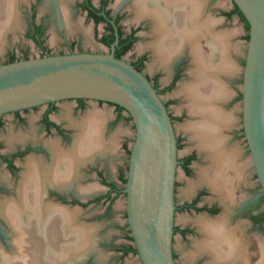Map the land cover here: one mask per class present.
<instances>
[{
	"label": "flooded vegetation",
	"instance_id": "1",
	"mask_svg": "<svg viewBox=\"0 0 264 264\" xmlns=\"http://www.w3.org/2000/svg\"><path fill=\"white\" fill-rule=\"evenodd\" d=\"M66 1L73 20H79L82 23V28L77 30L84 31L86 35L90 33V29L97 31L95 42L98 46L107 47L108 51L105 53H110L112 46L117 41L115 43V56L118 55L119 58L124 59L125 55L135 48L142 38L151 39L150 42L145 44L148 50L138 53L129 62L149 78L160 95L173 90L182 78L188 76L192 59L189 46L171 62L168 70L162 66V74L164 71L168 74L164 85H161L159 72L151 75L146 71L147 62L154 55L150 43L156 38V34L152 31V29L154 30L152 18L149 16H143L142 18L136 16L134 0ZM17 3L20 25L8 30L4 41L3 39L0 41L1 44L3 43L0 48H4L3 53L0 54V64L36 56L72 52H103L87 45L91 41L90 38L87 42H84L67 34V32L77 30L71 31L66 28L57 0H18ZM232 4L231 9L221 8V16H216L214 15V9L219 5H214L210 0H205L204 16L218 20L217 30L222 29L225 21H228L234 15H238L247 24L240 13L232 12L236 6L233 1ZM187 9L189 10L188 6ZM78 14L82 16L81 19L76 18ZM129 16L131 21L128 24L125 23V20ZM86 22L90 23L89 27L84 25ZM76 24L80 23L77 22ZM52 25L61 29L64 34L63 46L57 51L53 50L48 44ZM86 30H88L87 33ZM236 39L237 36L233 38V40ZM23 43L27 46H24ZM31 46L37 48L39 54L33 53ZM245 61L246 57L244 65ZM162 99L174 124L176 119L182 117H176L170 110L171 102L163 97ZM65 100H73L74 103L69 110H66V113H60V103ZM91 101L115 106L114 117L111 116L108 121H104L102 133L103 138L108 141L112 137L110 134L111 129L121 118H124V113L127 111L123 107L119 108L117 104L105 101L87 98L62 99L6 112L0 117V202L8 200L7 198L19 199L20 194L18 193L20 192L18 191L30 189L40 193L41 203L44 202V205L47 203L45 206L42 204L38 206L36 203L32 205L31 209H27L23 216H20L23 219L26 218L24 221L28 224L29 220L27 219L30 218L32 224L31 238L36 240L40 246L41 259L39 262H33V264H109L108 261L110 260L123 263L130 256L139 255L128 223L127 207L125 210L126 223L122 225L114 220L115 203L118 197L126 196L124 189L128 176V174L126 176L124 170L118 169L119 166L117 168L116 165V173L113 172L112 165L118 160V156L115 155L117 144L111 148L107 146V150L101 152L105 149L101 130L100 137L104 148L89 151L86 153L87 156L85 155V161L79 164L72 161L74 163H72L74 166L72 171H70L68 159L63 157L56 160L49 146L50 142L57 141L66 151L70 152L77 148V140L81 132H84L82 131L84 130L83 121L85 122L87 117H90V113L93 112L89 111ZM127 114V118L133 122L131 115L128 112ZM241 132L245 137L244 128ZM182 142L183 138L177 135L178 166L175 182L174 241L175 235L179 234L180 238L191 247L189 258H187L188 264H209L211 260V256L207 252L196 253L195 255L192 253L195 250V239L196 241L201 240L205 236L201 227L195 222V219L199 217L212 220H218V218L221 220L226 217L227 226L234 230L235 235L243 243L245 255L247 254L245 258L227 264H264V190L254 166L253 172H255L257 181L254 184L248 182L249 178L246 174V181L235 184L231 197L226 198L227 195L215 190L206 182H200L191 192L185 193L188 183L198 179L199 168L207 166L210 162L196 147V150L180 156L179 149L182 147ZM122 147H125V150L128 149L130 157L131 148H128L125 142L122 143ZM29 158H35L39 162L43 161L40 165L49 169L48 182H44L45 184L43 182L39 183L36 179V184H34L35 182L33 184L28 183L25 167L28 168L26 165ZM241 158L243 157L239 158V162H241ZM126 159L129 168V158ZM179 168L182 171L180 178H178ZM54 172L58 173V177L62 179L63 184L58 182L59 179L53 180ZM50 173L53 175L50 176ZM181 185L186 187L182 189V197L179 199L178 194ZM54 209L74 213L72 222L75 227L74 232L67 228L68 220L66 216L63 215L62 219L60 218L66 240L59 241L57 247L50 244L51 241L45 233L46 226L52 222ZM8 212L0 210V243L6 248H9L8 239L12 241L17 229H20L16 227V221L13 219L12 213ZM179 212L185 215L181 224L176 223L177 213ZM101 220L104 222L109 221L116 228L122 229L123 232L111 237L105 236L100 230L104 224ZM80 227H88L92 231V241L90 239L88 242L85 241V234L76 230ZM23 236L25 240L21 241L22 245H17L20 254L27 252L25 250L26 246L32 245L29 234L23 232ZM71 248L73 249L71 250ZM174 258L177 264H181L175 247ZM141 263L143 264L142 260Z\"/></svg>",
	"mask_w": 264,
	"mask_h": 264
},
{
	"label": "water",
	"instance_id": "2",
	"mask_svg": "<svg viewBox=\"0 0 264 264\" xmlns=\"http://www.w3.org/2000/svg\"><path fill=\"white\" fill-rule=\"evenodd\" d=\"M232 1L249 24L242 121L253 166L264 190V0ZM115 43L110 53L72 52L0 64V117L6 112L71 98L123 107L135 124L129 120L135 139L124 191L139 258L143 264H177L173 244L176 131L158 89L132 63L115 56ZM8 243L11 249L0 243V264H24L22 256L33 264L27 246V252L20 254L17 244L10 239Z\"/></svg>",
	"mask_w": 264,
	"mask_h": 264
},
{
	"label": "bare ground",
	"instance_id": "3",
	"mask_svg": "<svg viewBox=\"0 0 264 264\" xmlns=\"http://www.w3.org/2000/svg\"><path fill=\"white\" fill-rule=\"evenodd\" d=\"M17 1L0 0V41L2 39L4 41L8 30L20 25ZM58 1L62 5L65 25L69 29L79 26L80 24H76L71 20L69 10L66 9L67 1ZM162 2L164 3L163 6ZM134 5L136 16L140 18L149 16L153 20L154 30L152 29V31L156 34V38L150 43V47L164 68L168 70L171 62L187 46L190 47L191 66L188 70V76L179 83L176 94L185 99V107L190 115V120L184 124L183 128L189 133L195 147L201 154L206 156L210 163L199 168L198 179L190 181L185 192L189 193L200 182H206L215 190L227 195L226 198L231 197L235 183L243 181L247 168L245 164L239 162L241 156L239 146L231 143L229 131L235 125L236 119L234 110L226 107L227 103L232 99L233 90L225 79L239 71V67L233 58V53H238L241 45L233 43L234 41L232 42L237 32L230 29L217 30L218 20L204 16L205 0H134ZM99 115L92 113L85 122L83 121V125H81L84 132H81L77 140L76 149L69 152L64 150L59 142L52 141L49 143L48 141L56 160L63 157L68 159L70 171L74 167L72 161H75V164H79L85 161V155L89 151L96 148L98 150L101 147L104 148L100 137L103 124ZM41 162L35 158H29L26 165L28 168L25 167L27 169L26 179L28 183L33 184L35 182L34 184H36V179L39 183L48 182L49 169L40 165ZM58 176V173H55L53 180L59 179L58 182L63 184L62 179ZM18 192H20L18 193L20 194L18 196L19 199L7 198L8 200H2L0 202V210L11 212L13 219L16 221V227L22 229H17L18 239L24 241L23 232L29 234L32 245L27 246V251L32 262H39L42 254L39 251L40 246L37 241L31 238V220L30 218L27 219L29 220L28 224L24 221L26 218L23 219L20 216H23L27 209H31L32 205L36 203L38 206L44 205V202L42 200L43 203H41L40 193L36 190L28 189ZM53 213L52 222L47 225L48 228L46 226L45 233L48 235L49 241H51L50 244L57 247L56 245L59 241L66 240L63 235L61 217L63 215L66 216L68 220L67 228L74 232L75 227L72 223L74 213L57 209H54ZM195 222L201 227L205 236L201 240L196 241L195 239V242L193 241L195 243L194 255L207 252L211 256L209 264H227L245 258L247 254L245 255L243 243L235 235L234 230L227 226L226 217L221 220L219 218L218 220H212L199 217L195 219ZM87 228L80 227L76 230L80 231V233L84 231L88 235L90 230L88 229V231ZM14 243L17 244L16 242ZM18 243L21 244L22 242ZM6 263L7 261H5Z\"/></svg>",
	"mask_w": 264,
	"mask_h": 264
},
{
	"label": "rangeland",
	"instance_id": "4",
	"mask_svg": "<svg viewBox=\"0 0 264 264\" xmlns=\"http://www.w3.org/2000/svg\"><path fill=\"white\" fill-rule=\"evenodd\" d=\"M210 2L214 5L218 4L220 6V7L219 6L216 7V9H214V15H216V16H221V13H220L221 8L231 9L233 6L231 0H210ZM58 3H59V5H61L60 1H58ZM67 6H68V3L66 5V9L69 10ZM61 7H62V5L60 6V10L62 12ZM68 12L70 13V11H68ZM81 17L82 16L79 14L76 15V18H78V19L79 18L81 19ZM62 19H64L63 12H62ZM72 21L74 23L79 22L80 25L75 27L74 29H69L64 23L66 28H68L71 31L82 28V23L79 20L74 21L72 18ZM130 21H131V17L129 16L125 20V23L129 24ZM84 25L86 27H89L90 23L86 22ZM222 29L223 30H228V29L235 30L237 32L235 34V36H237V39L236 40L232 39V42L234 41L233 43H239L241 45L240 51L238 53H236V52L233 53V58L239 67V71L237 73H235L234 75H232L231 77H227L225 79L227 81L228 85L230 86V88L233 90L232 99L227 103L226 107L228 109L234 110L235 119H236L235 125L229 131L230 140H231V143L237 144L239 146V148L241 150V156L243 157V158H241L240 163L245 164L247 167L243 181L241 180L235 184H238L240 182H245L247 179L246 174H248L247 175L249 178L248 182L254 184L255 181H257V179L255 178V172H253V162H252V158H251V154H250V150L248 148L246 138L243 137V134L241 132L243 130L242 97H241L242 82H243V68H244V59H245L246 53H247L249 31H248L247 24H245L239 18L238 15H234L228 21H225ZM87 32H88V30H86V33ZM67 34L71 37L81 39L84 42H87V40H89V38H90L91 41H90V43L87 44L88 46L93 47L94 49H100L103 52L108 51L107 47L98 46L96 44L95 38H96L97 31L95 32L94 30L90 29V33L88 35H86L85 32L82 30L73 31L70 33L67 32ZM89 35H90V37H88ZM63 36H64L63 31L61 29H59L58 27H56L55 25H52V27L50 29L49 37H48V44L52 47L53 50L57 51L60 48H62L63 42H64ZM150 41H151V39H149L147 37L142 38L141 41L139 42V44H137V46L135 48H133L131 51H129L125 55L124 59L129 61L130 59L134 58L138 53H141L143 51L148 50V48L145 46V44L150 42ZM2 44L0 43V45H2ZM23 44H24V46H27V44H25V43H23ZM3 49L4 48H0V54L3 53ZM31 50L33 53L39 54V50L37 48L31 46ZM235 54H236V56H235ZM146 71H148L151 75H154L155 73L159 72L161 85L162 84L164 85L165 79L168 77V74H166L164 70H163L164 72L162 74V63L157 60V57L155 54L152 55L151 59L147 62ZM183 80H184V78H182L180 80V82ZM177 89H178V86H175L173 90L164 93L163 95H161V97H163L165 100H169L171 102L170 103V110L176 117H182L180 119H176L174 122L177 135L181 136L183 138L182 147L179 149V155L182 156L183 154L192 152L196 149H195V144L191 140L189 133H187L183 128L184 124L188 120H190V115H189L187 108L185 107V99L182 96L176 94ZM73 103H74L73 100H65V101L61 102L60 103V105H61V107H60L61 112L60 113H66L67 112L66 110H69L71 108V106L73 105ZM89 111H93L92 113H97V115L100 114L99 116L101 117V121L103 124L101 136H102V139H103L104 144H105V149L101 152H104L105 150H107V148H108L107 146H109L111 148L112 146L117 144V147H116L117 152L115 155L118 156V160L116 163H114L112 165V169H113V172L116 173L115 169H117L119 166L118 169L124 170V172L127 176V174H128V172H127L128 171V160L126 158H129V154H128V149L125 150V147H122V143L125 142V144L128 145V148H132L134 138H135V131H134L129 119L127 118L126 112L124 113V118H121L117 122V124L111 129L110 134L112 135V137H110L108 139V141H106V139L103 138V133H102L103 128H104V121L105 122L108 121L109 117H111V116L114 117L115 106H112L108 103H100L98 101H91L90 106H89ZM92 113H91V115H92ZM91 115H89V116H91ZM115 165L117 166V168ZM178 170H179L178 171L179 172L178 178H180L182 171H181V168H179ZM184 187H186V186L181 185L179 187V189H180L179 194H178L179 199H181V197H182L181 192H182V189H184ZM185 191H186V188H185ZM115 209H116V211H115L114 220L116 222H119L120 224L124 225L126 223V220H127V218L125 216V210H126V196L125 195H122V196L117 198L116 203H115ZM184 216L185 215L182 212L177 213L176 223L181 224L182 218ZM101 221L104 222L103 220H101ZM88 229L89 228H87V230ZM81 230H83V229H81ZM100 230H101V233L105 234V236H107V237H111L113 235L119 234L120 232H123L122 229L116 228V226H114L109 221L108 222L105 221ZM91 232L92 231L90 230L88 235H87L83 231V233L85 234L84 239L86 242H88L89 239H90V241H92V238H91L92 233ZM18 238L19 237L17 236V232H16L15 235L12 237V240H13L12 242H16L17 245H21L22 243L19 244L18 242H20L22 240H20ZM174 247H175V250L177 251V253L179 254L180 263L181 264H188L189 262H188L187 258H189V252L191 250V247L189 246V244L187 242H185L184 240H182L180 238L179 234L175 235ZM9 249H11V248H9ZM21 259L23 260L24 264H28L27 259L24 256H22ZM108 262H109V264H142L140 261L139 255L130 256L123 263L117 262L116 260H110Z\"/></svg>",
	"mask_w": 264,
	"mask_h": 264
},
{
	"label": "trees",
	"instance_id": "5",
	"mask_svg": "<svg viewBox=\"0 0 264 264\" xmlns=\"http://www.w3.org/2000/svg\"><path fill=\"white\" fill-rule=\"evenodd\" d=\"M232 12H238V13H240V14L242 15V17L246 20L245 16H244L243 13L240 11V9L238 8L237 5L235 6V9H234ZM232 12H231V13H232ZM246 22H247V20H246ZM247 27H248V29H249V24H248V22H247ZM117 57H119V56L117 55ZM119 108H122V107L119 106Z\"/></svg>",
	"mask_w": 264,
	"mask_h": 264
}]
</instances>
